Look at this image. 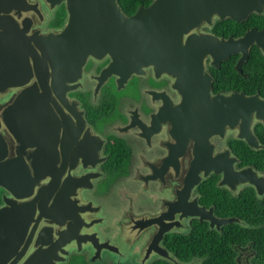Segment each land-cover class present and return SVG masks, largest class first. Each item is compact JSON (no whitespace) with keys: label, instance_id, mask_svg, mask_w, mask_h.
I'll list each match as a JSON object with an SVG mask.
<instances>
[{"label":"flooded vegetation","instance_id":"af4514ba","mask_svg":"<svg viewBox=\"0 0 264 264\" xmlns=\"http://www.w3.org/2000/svg\"><path fill=\"white\" fill-rule=\"evenodd\" d=\"M155 2L0 0L1 63L14 64L18 44H23V56L34 65L31 53L37 50L35 40L40 35L62 30L76 35L89 31L82 27L86 24L97 28L96 37L107 38L109 31V41L116 40L123 18ZM156 12L158 18L165 14ZM251 14L234 21L242 23ZM229 19L215 14L211 22L196 23L200 26L191 32L196 40L207 33L228 38L257 27L231 34ZM127 31L132 33L128 24ZM254 46L264 56L255 44L249 53ZM182 47L187 45H180L171 59L176 76L166 71L164 60L145 65L124 80L118 72L128 59L116 63L114 72L105 76L111 54L100 51L97 58L88 56L81 78L73 83L77 87L67 93L69 106L57 100L56 111L66 120L62 127L80 133L75 132V138L93 144L97 139L91 134L99 136L100 151L90 157L70 149V162L59 163L60 168L72 169L81 185L66 197L62 191L59 200L50 196L58 213L68 216H61L58 224L49 222L48 189L43 193L32 185L38 177L37 164L24 156L25 162L9 165L13 172L4 169L5 163L0 167V264H264V97L255 92L261 105L248 127L240 121L231 128L223 113L229 109L220 108L215 97L246 91L219 86L216 79L234 57L236 68L241 54L215 64L212 55H200L198 47L191 56ZM46 58L36 57L39 62ZM199 62L211 76V86H182V65ZM23 64L34 74L36 67ZM177 79L180 84L174 83ZM13 85L6 80L0 83V122L18 93L19 89L5 88ZM256 111L263 117H257ZM247 128L256 139L254 146L240 136ZM1 142L8 152L3 160L13 157L12 152L17 156V141L5 125L0 127L2 161ZM67 149L66 144L62 150ZM213 162L216 167L205 174ZM66 177H61L56 190ZM55 233L61 237L57 241Z\"/></svg>","mask_w":264,"mask_h":264},{"label":"water","instance_id":"95a60500","mask_svg":"<svg viewBox=\"0 0 264 264\" xmlns=\"http://www.w3.org/2000/svg\"><path fill=\"white\" fill-rule=\"evenodd\" d=\"M156 11L161 13L165 11V14L158 18ZM263 12L264 0H169L167 3L156 0L150 8H140L134 15L123 18V28L117 27V34L121 37L116 40L109 41L111 34L109 31L106 33L109 35L107 38L96 37L97 28H92L91 24L82 26L88 28V32L80 30L74 33L76 35L69 34L65 30L56 35L42 34L35 40L37 50H32L31 53L34 65H31L28 56H23L24 45L18 44L19 52L17 51L15 58L11 60L14 64L1 63L0 60V83L6 80L14 85L5 86V88L19 89L18 93H14L11 98L14 104L9 103L11 105L7 108L6 118L0 122V127L5 125L15 137L17 156L14 157V152H12L13 157L3 160L8 152L5 144L1 142L4 151L1 155L0 167L4 168L5 163L6 168L4 169L13 172L14 167L8 168L9 165L25 162L24 156L37 164L34 166L38 177L32 179V185L38 187L43 193L45 189H48L49 222L61 223V216L65 218L68 216L64 211L58 213L57 203L52 205L50 196L55 195L52 201L59 200L62 191L66 193V197L81 184L79 179L75 181L77 177L72 176V169L65 170L59 166L70 162L68 160L70 157L67 156L70 149L91 157L99 153L102 143L99 136L92 134L91 136L97 139V142L93 144L86 142L84 138H75L73 134L76 132L80 136V133L73 128L62 127L66 120H61L56 111L60 109L57 100L63 102L64 106H69L67 93L77 87L73 86V83L81 78L83 65L88 56L92 55L97 58L100 51L111 54L112 62L105 68L103 73L105 76L113 73L115 64L125 59H128L125 69L118 72L119 77L124 80H127L134 72L143 71L145 65H154L164 60L166 71L176 76L171 59L178 47L186 44L187 47H182V50L188 56H191V50L198 47L200 55L211 54L215 64L221 59H228L233 54H241L236 68L239 72H243L242 65L249 58L250 47L255 44L264 50V31L259 30V27H254L240 37L229 36L228 38H219L210 33L199 34L196 40V34L191 30L200 26L196 24L199 21L211 22L215 14L222 18L227 15L230 19L240 22L251 13ZM172 14H176V17ZM127 24L132 29V33L127 31ZM2 34H7V32H2ZM187 34L189 36L184 40L183 36ZM30 48L33 49L31 46ZM39 55L48 58L39 62L36 59ZM193 55L197 57L195 52ZM19 58V63L15 64ZM23 62L29 67H36L34 74L25 68ZM7 66L18 68H7ZM181 75L182 86H211L212 83V78L205 72L202 62L198 65L183 64ZM3 76L5 80H2ZM33 77L35 80L31 82ZM174 83H179L178 79ZM214 101L220 108L229 109V111L224 110L223 113L226 114V121L231 128H235L240 121L248 127L254 111L260 108L261 96L258 93L247 95L242 91L233 92L225 98L217 96ZM256 116L263 117L259 111H256ZM89 133L88 129L85 136ZM240 136L245 137L250 145L256 144V139L249 128L245 132L241 131ZM85 142L87 147L83 148ZM66 144L68 149L64 151L62 148ZM221 156L219 154V157ZM233 159L231 158L230 161ZM212 167H216L215 162L210 164L209 169L204 173L208 174ZM230 172L232 173V163ZM64 175L67 177L61 183V188L56 190ZM46 178L48 181L45 183L43 180ZM37 195L39 199V191ZM53 237L56 241L61 238L57 233Z\"/></svg>","mask_w":264,"mask_h":264},{"label":"trees","instance_id":"16d2710c","mask_svg":"<svg viewBox=\"0 0 264 264\" xmlns=\"http://www.w3.org/2000/svg\"><path fill=\"white\" fill-rule=\"evenodd\" d=\"M228 21L230 32L235 35H240L244 30L253 25L261 29L264 28V14L253 13L242 23H237L232 19ZM235 61V57L229 60L228 65L224 69L225 74L217 75L216 80L218 81V85L229 86L230 89H242L245 90L247 94L260 92L264 97V56L260 49L256 46L253 47L248 60L242 66V73L234 67Z\"/></svg>","mask_w":264,"mask_h":264},{"label":"clouds","instance_id":"9594fccd","mask_svg":"<svg viewBox=\"0 0 264 264\" xmlns=\"http://www.w3.org/2000/svg\"><path fill=\"white\" fill-rule=\"evenodd\" d=\"M252 14H253V13H252ZM263 51H264V50H263ZM249 54H250V53H249ZM249 56H250V55H249ZM247 60H248V59H247ZM247 60H246V61H247ZM245 63H246V62H245ZM255 94H256V93H255Z\"/></svg>","mask_w":264,"mask_h":264},{"label":"bare ground","instance_id":"6f19581e","mask_svg":"<svg viewBox=\"0 0 264 264\" xmlns=\"http://www.w3.org/2000/svg\"><path fill=\"white\" fill-rule=\"evenodd\" d=\"M260 47V46H259ZM251 48V47H250ZM261 48V47H260Z\"/></svg>","mask_w":264,"mask_h":264}]
</instances>
